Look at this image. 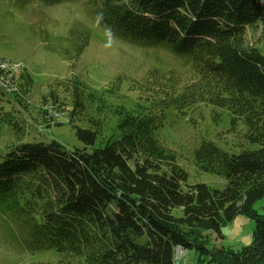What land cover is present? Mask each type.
I'll return each instance as SVG.
<instances>
[{
	"label": "trees",
	"instance_id": "16d2710c",
	"mask_svg": "<svg viewBox=\"0 0 264 264\" xmlns=\"http://www.w3.org/2000/svg\"><path fill=\"white\" fill-rule=\"evenodd\" d=\"M100 13L115 35L189 57L198 76L174 103L203 101L229 111L231 131L243 124L239 151L204 144L206 169L223 174L224 188L189 184L151 117L119 110L124 131L99 143L98 130L77 126L83 147L13 145L0 156V205L30 216L33 241L77 254L78 264H174L177 245L198 264H264V213L254 208L264 196V54L246 38L249 28L264 35V0H102ZM81 107L75 96L72 119ZM239 213L254 220L251 243L212 245L206 232L222 237Z\"/></svg>",
	"mask_w": 264,
	"mask_h": 264
},
{
	"label": "rangeland",
	"instance_id": "374dc122",
	"mask_svg": "<svg viewBox=\"0 0 264 264\" xmlns=\"http://www.w3.org/2000/svg\"><path fill=\"white\" fill-rule=\"evenodd\" d=\"M101 10L102 0H0V74L6 76L0 85V156L23 141L83 147L77 126L98 130L99 143L124 131L120 124L127 120L119 110L143 113L155 124L156 139L187 171L189 184L224 188L223 174L206 169L213 161L204 144L239 151L243 124L231 131L229 111L203 101L174 103L198 76L189 57L172 44L113 34ZM246 38L264 54L259 27L249 28ZM75 96L82 107L72 119ZM254 208L264 213V196ZM32 220L0 205V264L80 262L75 253L59 254L51 244L33 241ZM254 227L252 218L239 213L222 225V237L206 233L212 245L239 249L251 243ZM197 258L189 249L179 264H198Z\"/></svg>",
	"mask_w": 264,
	"mask_h": 264
},
{
	"label": "bare ground",
	"instance_id": "6f19581e",
	"mask_svg": "<svg viewBox=\"0 0 264 264\" xmlns=\"http://www.w3.org/2000/svg\"><path fill=\"white\" fill-rule=\"evenodd\" d=\"M4 78H2V77H0V83H2V80H3ZM184 256H185V254H186V249L184 248ZM182 252H183V247L182 246H180V245H177L176 247H175V252H174V264H179V259H181L182 257H181V255H182Z\"/></svg>",
	"mask_w": 264,
	"mask_h": 264
},
{
	"label": "built area",
	"instance_id": "2783aa9c",
	"mask_svg": "<svg viewBox=\"0 0 264 264\" xmlns=\"http://www.w3.org/2000/svg\"><path fill=\"white\" fill-rule=\"evenodd\" d=\"M2 83H0V85H1ZM184 247H183V252H182V255H181V257H184Z\"/></svg>",
	"mask_w": 264,
	"mask_h": 264
}]
</instances>
